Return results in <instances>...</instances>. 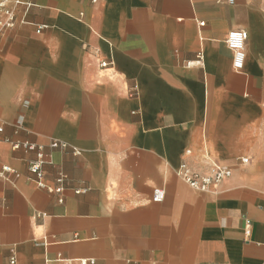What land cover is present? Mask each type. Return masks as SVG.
<instances>
[{"label":"crops","instance_id":"obj_1","mask_svg":"<svg viewBox=\"0 0 264 264\" xmlns=\"http://www.w3.org/2000/svg\"><path fill=\"white\" fill-rule=\"evenodd\" d=\"M7 4L0 167L21 175L0 177V264H264V0ZM39 152L61 192L29 180ZM203 157L231 168L206 191L178 174Z\"/></svg>","mask_w":264,"mask_h":264},{"label":"built area","instance_id":"obj_2","mask_svg":"<svg viewBox=\"0 0 264 264\" xmlns=\"http://www.w3.org/2000/svg\"><path fill=\"white\" fill-rule=\"evenodd\" d=\"M95 1V0H93ZM218 2H224L232 4L235 0H216ZM8 0H0V12L2 13L4 20L0 19V29L11 27L14 25V11L10 6L7 4ZM16 4L19 2L16 1ZM204 22H200V24H203ZM247 32L245 30H232L226 35L225 43L227 47L232 51L233 55V65L235 68L240 69L243 65L245 54H244V45L245 41L247 40ZM110 63L107 59H102L99 62V65L101 67H105ZM187 66L190 65V62H187ZM1 130V128H0ZM13 148H19L22 146L24 149L32 150L35 148V146L32 143H29L27 141L24 142H16L12 144ZM51 147H65L66 144L63 142L58 141H52L50 144ZM203 159L213 166V172L209 174H199L196 172H191L186 167L185 163H181L178 174L179 176L191 187H193L196 190L200 191H206L212 184H218V182L231 175V168L227 165H222L219 163H216L208 157H203ZM49 160L46 159L45 155L42 152L37 153L36 158L31 161L28 164V172L29 180L33 182L36 186L41 188H46L50 191L55 192H61L63 187V182L66 179V174L62 171H58V174L56 176V183L57 186L55 188H49L46 186V184L43 181L44 178V169L43 164L45 162H48ZM242 162H247V157L241 158ZM21 173L17 171L16 169L3 165L0 167V177L6 180H9L11 176H14L15 178L20 177ZM76 193H79L80 190H76ZM164 196V191L161 188L154 189V195L153 199L158 201L161 200Z\"/></svg>","mask_w":264,"mask_h":264}]
</instances>
